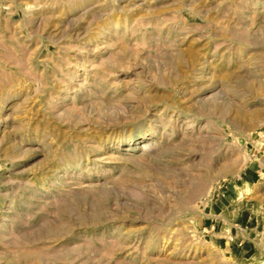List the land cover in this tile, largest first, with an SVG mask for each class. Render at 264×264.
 Masks as SVG:
<instances>
[{"label": "rangeland", "instance_id": "obj_1", "mask_svg": "<svg viewBox=\"0 0 264 264\" xmlns=\"http://www.w3.org/2000/svg\"><path fill=\"white\" fill-rule=\"evenodd\" d=\"M241 185L264 0H0V264H264Z\"/></svg>", "mask_w": 264, "mask_h": 264}, {"label": "crops", "instance_id": "obj_2", "mask_svg": "<svg viewBox=\"0 0 264 264\" xmlns=\"http://www.w3.org/2000/svg\"><path fill=\"white\" fill-rule=\"evenodd\" d=\"M225 195H228V199L225 201L228 202V204L230 206H232V204L235 205H241L240 203L243 202L244 200L247 201L246 204L244 205V211H246L250 216L249 220L247 221V223L245 225V228H243V226H235V234L239 236L242 235L243 233H247L250 232L251 234L253 233V235H257L256 237H259L260 234H262L264 232V217L259 213L257 214V216L254 214V205H250L249 204V198L252 195V189L248 186H234L232 189H228L227 192H224L222 194V197H224ZM251 203V202H250ZM249 205L251 207H249ZM239 207H243V206H239ZM260 208V207H259ZM261 209L264 210V202L261 205ZM252 215V216H251ZM256 217H255V216ZM254 216V217H253ZM262 217V218H261ZM262 220V221H261ZM260 221L263 223L261 224ZM250 234V235H251ZM264 235V234H263ZM244 243V240L241 242Z\"/></svg>", "mask_w": 264, "mask_h": 264}]
</instances>
